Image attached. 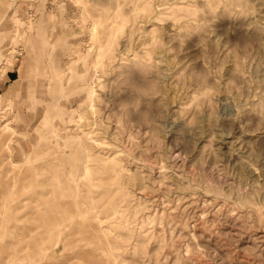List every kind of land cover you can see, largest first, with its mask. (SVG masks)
Returning <instances> with one entry per match:
<instances>
[{"label":"rangeland","instance_id":"1","mask_svg":"<svg viewBox=\"0 0 264 264\" xmlns=\"http://www.w3.org/2000/svg\"><path fill=\"white\" fill-rule=\"evenodd\" d=\"M2 124L0 261L20 241L27 264H85L99 218L120 264H264V0H0ZM100 158L123 186L89 197ZM55 198L85 210L52 218Z\"/></svg>","mask_w":264,"mask_h":264},{"label":"bare ground","instance_id":"2","mask_svg":"<svg viewBox=\"0 0 264 264\" xmlns=\"http://www.w3.org/2000/svg\"><path fill=\"white\" fill-rule=\"evenodd\" d=\"M93 23L95 25L93 27V29H94V28H96L97 22L93 21ZM6 125L7 124H2V127H0V132L5 129ZM2 144L7 145V141L4 140ZM91 146H92V144L88 145L89 148H91ZM100 161H101V165L98 166L97 168H95L97 173H96V176L93 178V179L97 180V183L96 182H90V183H83V184L78 185V188L85 186V188L88 190L87 195L89 197H91L93 192L96 190L93 188H96V187L98 188L99 185H100L102 190L104 188H108L109 193H112L110 191L111 190L110 187L114 186L115 184H118L119 181L121 179H123L122 173L124 172V169L120 165L118 166V171L116 173L108 174L107 179H106V175L108 173L107 167L112 171L115 170V167L111 166L108 163L109 161H107L105 158H100ZM106 165H109V166H106ZM10 166L12 168L13 167L21 168V167H23V164H18V162L14 161V160H10ZM28 171L29 170H27L24 174L19 175L18 177L11 176V178L14 179L16 181V183L18 182L21 185H26V183H29L31 181L30 175L27 174L30 171L29 172ZM32 171L34 173H38L39 176H40L41 172H44L43 178L37 180V183L41 186V189H44L45 188L44 186L51 184L50 181L56 182L57 177L53 176L51 173L52 168H51V162L50 161H48L44 166L35 167ZM1 173L2 172H1V168H0V200L4 199L5 195L9 194L8 188L10 186L9 181L2 178L3 175H1ZM85 177L87 178L88 175ZM120 185L123 186L122 184H120ZM53 187H54L53 191H51L50 193L53 194L54 196H56L57 193H59L57 190V187L59 188V183L57 184V182H56L55 185H53ZM78 188L75 190L69 191V194L72 195V194H75L77 192H80L78 190ZM62 191H65V190H62ZM38 194L44 195V194H46V192L41 191ZM124 195H126V193H124L123 196ZM114 201H115V198L113 196L107 195V198L105 201L106 202V210L110 211V215H107L106 219H108L110 217L111 220H113V218L117 217V215L115 213H117L118 210H117V206L114 205ZM72 203L76 208H78V209L80 208L81 213L84 212V210H85V204L84 203L80 206H77V202H72ZM73 205L72 204L59 203V201L56 198L51 199L50 205H49V215L53 212L54 214L52 215V218H57L60 216L59 212L57 210L58 208H64L65 212H66L67 210L69 211V206H73ZM95 212L96 211H94V213ZM49 215L45 216V218H49ZM124 222L125 221L121 222L122 228H124V226H125ZM111 223H116L118 228L120 227V223L114 222V221H106L107 225H105V224L103 225V221H101L98 218L97 221L93 224V225L98 226L97 227L98 230H96V234L89 233L85 236V238L81 239L82 241L87 240L85 242V244H88L87 246L90 249V250H87V252H86L89 259L85 264H98V262H111L112 264H113V262H118L116 264H120V262L121 263L123 262V260L120 259L119 254H118V250L120 249L119 237L117 234H114L111 231H108V229H109L108 224H111ZM82 224H84V223H79V224L76 223L75 226L78 228L77 231L74 230L76 233L82 234V233L86 232V230L89 228L87 225H82ZM51 225L54 227L56 226L59 229H61L65 226V225L63 226L62 223H58L56 225V223H54V222L50 223L48 226L50 227ZM129 225L130 224H128V227H129ZM104 227H105V229H103ZM60 234H61V231H59L58 235H60ZM73 238L71 239V242L75 241L74 244L77 246L80 241L78 239H75V238L73 239ZM69 241H70V239H69ZM29 242H33L35 245L40 247L42 250H45V248H43V245H42L40 239H37L34 237H29ZM100 245L101 246L105 245V247H101ZM91 246H94V249H91ZM3 250L6 252V254L3 255L4 257H2V259L0 261V262H4L3 264H27L25 262L26 259L32 257V254L26 253L25 246H23L20 241L8 242V244L4 247ZM140 250H142V249L140 248ZM74 252H75L74 258H76L78 256H84L85 255L83 252H80V250L78 248H75Z\"/></svg>","mask_w":264,"mask_h":264},{"label":"water","instance_id":"3","mask_svg":"<svg viewBox=\"0 0 264 264\" xmlns=\"http://www.w3.org/2000/svg\"><path fill=\"white\" fill-rule=\"evenodd\" d=\"M264 232V230H262Z\"/></svg>","mask_w":264,"mask_h":264}]
</instances>
